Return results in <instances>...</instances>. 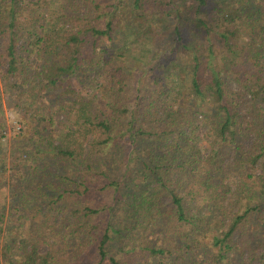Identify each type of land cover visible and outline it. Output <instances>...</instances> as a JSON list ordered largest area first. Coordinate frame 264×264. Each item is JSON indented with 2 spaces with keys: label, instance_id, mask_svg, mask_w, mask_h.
Returning <instances> with one entry per match:
<instances>
[{
  "label": "trees",
  "instance_id": "1",
  "mask_svg": "<svg viewBox=\"0 0 264 264\" xmlns=\"http://www.w3.org/2000/svg\"><path fill=\"white\" fill-rule=\"evenodd\" d=\"M2 87L0 264H264V0H0Z\"/></svg>",
  "mask_w": 264,
  "mask_h": 264
},
{
  "label": "rangeland",
  "instance_id": "2",
  "mask_svg": "<svg viewBox=\"0 0 264 264\" xmlns=\"http://www.w3.org/2000/svg\"><path fill=\"white\" fill-rule=\"evenodd\" d=\"M0 90L3 91V87L0 88ZM3 95L4 93L1 92L0 93V103L3 109L4 119L6 121V140L9 141L14 133V129L19 126V123H18L19 116L15 112L13 107H9L7 105L6 100H4L3 98L4 97ZM29 119H32V118H29ZM8 194L11 195V190L9 191ZM15 205L17 204L13 203L7 207V211L3 219L2 228L8 231V233H10V238L7 241L8 242L7 245L11 247L13 253L19 255L22 251V246H23V244H21L20 241L24 239V235H26L25 231L27 230V226L23 225V223L26 224V222L29 221L32 210H29V208L28 209L26 208L28 210L26 211L24 207L22 206L16 207ZM27 206L30 207V204H27ZM19 215H25L26 217H23L19 220L20 218ZM263 233H264L263 229L260 228L258 230V233H256V236L262 235ZM113 237H114V240L110 242L108 245V251L111 253V255L116 256L117 255L116 252L118 251L119 248L123 247L125 242H123L120 235L114 234ZM0 242L2 245L5 243L2 240H0ZM58 245H59V242H56V246ZM15 254H13L11 258L14 261L17 260V256H18V255L15 256ZM0 262H1V259H0ZM95 262H96V259L95 261H92L88 264H93ZM134 264H158V263L153 259H149V262H146V257H143L141 259L137 258ZM163 264H176V263L173 259H169V260H165Z\"/></svg>",
  "mask_w": 264,
  "mask_h": 264
}]
</instances>
